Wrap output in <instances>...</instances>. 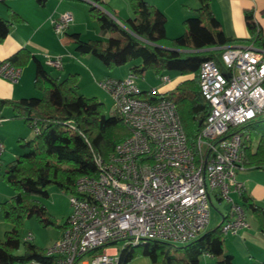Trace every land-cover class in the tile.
<instances>
[{
	"label": "built area",
	"instance_id": "2783aa9c",
	"mask_svg": "<svg viewBox=\"0 0 264 264\" xmlns=\"http://www.w3.org/2000/svg\"><path fill=\"white\" fill-rule=\"evenodd\" d=\"M71 21L62 13L52 22L54 32L63 34ZM61 60L55 56L48 63L59 70ZM221 62L222 69L213 60L199 67V88L210 111L193 148L175 104L142 98L135 74L97 82L130 134L106 160L94 156L95 175L76 180L66 226L45 250L57 257L56 264H118L122 249L149 240L187 244L207 229L211 197L229 205L220 221L223 234L248 228L246 211L231 196L245 191L237 173L245 170L249 137L240 128L264 113V48L224 46ZM19 76V67L0 59V77L17 83ZM3 152L0 140V179ZM32 239L25 235V241Z\"/></svg>",
	"mask_w": 264,
	"mask_h": 264
},
{
	"label": "trees",
	"instance_id": "16d2710c",
	"mask_svg": "<svg viewBox=\"0 0 264 264\" xmlns=\"http://www.w3.org/2000/svg\"><path fill=\"white\" fill-rule=\"evenodd\" d=\"M91 2L90 18L98 24L100 32L109 34V37L105 41L82 40L78 34H71L75 51L80 55L96 57L109 70L130 64L128 72L137 77L147 70L154 71L158 76L166 71L183 76L174 89L156 93L153 97L148 95L149 90H141V97L150 101L165 99L173 102L192 148L210 111L199 88L200 64L213 60L222 69L224 46L253 44L264 48V38L251 11L244 13L250 38L236 40L224 35L210 9L209 0H198L196 14L182 22L184 32L170 38L166 35L165 15L145 0H129L135 18L119 19L124 27L112 18L114 14L102 0ZM21 21L22 18L11 10L7 18L0 17V41L13 24ZM6 60L17 67L33 60L34 88L41 95L0 100V118L2 108L8 106L13 119L22 120L34 130L31 139L17 141L22 148H27V152L2 168L0 180L11 188L13 195L0 202L2 219L11 225L0 235V264L32 261L56 264L57 257L47 256L46 249L36 246L34 239H20L19 229L23 221L35 216L42 225H55L63 230L66 220L57 225L41 202L48 196V188L55 186L68 196L75 194L78 178L96 174L94 156L99 155L106 160L115 146L129 136L130 130L117 114L106 115L104 104L96 98L78 93V74H69L59 80L24 49ZM135 60H139L137 64L133 63ZM240 130L249 137L244 143L245 170H264V113ZM239 200L245 211H252L264 233V210L255 205L245 191ZM223 242L220 222L184 245L149 240L124 248L119 252L118 264H127L140 255L148 257L151 264H198L203 254L214 257L216 264H235L232 256L224 252Z\"/></svg>",
	"mask_w": 264,
	"mask_h": 264
},
{
	"label": "crops",
	"instance_id": "0c3cea01",
	"mask_svg": "<svg viewBox=\"0 0 264 264\" xmlns=\"http://www.w3.org/2000/svg\"><path fill=\"white\" fill-rule=\"evenodd\" d=\"M158 8L166 17V35L177 37L184 32L182 22L196 14L198 0H145ZM105 6L120 20L134 19L135 15L129 0H102ZM91 0H0V17L7 18L9 10L18 14L22 21L11 26L6 37L0 41V59H8L19 50H27L53 77L62 80L69 74L81 75L80 65L94 63L88 55H80L75 51L71 34H78L82 40H107L109 34H102L98 24L89 16ZM210 9L220 24L225 36L236 40H247L250 34L246 27L244 13L251 11L253 19L261 30L264 38V0H209ZM62 13L72 17L67 30L58 35L54 32L52 22ZM244 45V44H234ZM55 56L62 57V68L54 70L48 60ZM20 76L17 83L0 77V100H18L37 97L34 91V62L30 60L25 66L19 67ZM55 71V72H53ZM129 72L115 78H124ZM169 77V76H168ZM170 81V78H169ZM168 81V82H169ZM28 126L19 119L12 118L10 107L4 106L0 118V140L4 144L1 158L2 165L19 156V151L9 142L14 139L26 138ZM263 172V169L244 170L237 174L239 181L244 183L245 194L253 203L264 210V178L253 180L251 173ZM13 195L9 186L0 180V202ZM236 196V195H235ZM236 202L240 203L236 196ZM220 202V200H218ZM227 213V212H226ZM224 213V214H226ZM223 214V215H224ZM222 217V216H221ZM66 219V218H65ZM248 228L237 234H224L223 250L230 254L235 264H262L264 262V233L258 226L257 219L251 210L246 211ZM3 221L0 213V223ZM221 221V220H220ZM4 222V221H3ZM62 229H58L55 240ZM113 252L114 248L108 249ZM127 264H151L148 257L137 256ZM198 264H216L214 257L203 254Z\"/></svg>",
	"mask_w": 264,
	"mask_h": 264
},
{
	"label": "rangeland",
	"instance_id": "374dc122",
	"mask_svg": "<svg viewBox=\"0 0 264 264\" xmlns=\"http://www.w3.org/2000/svg\"><path fill=\"white\" fill-rule=\"evenodd\" d=\"M88 56L91 58V60H93L94 63H87L86 61L85 64L80 65L81 75L78 79V93L80 95H84L85 97L96 98L99 102L104 104L106 115H111L113 110V102L110 96L97 85V82L106 77H118L123 75L124 73L128 72V67L130 64L120 65L115 67L113 70H109L96 57L92 55ZM138 61L139 60H135L133 63L137 64ZM54 70L57 71V69ZM162 75L169 76L170 81L162 83L160 76L156 75L152 70H147L141 76H138L137 86L143 91L155 89L156 93L160 94L174 89L175 85L184 78L174 71H166L163 72ZM34 92L37 94V97L41 95L39 91ZM27 129L28 131H25V133L28 132V136H25L26 138L23 139L29 140L34 136V130L30 127ZM18 139L20 138L14 139L11 141V143L9 142V144L19 151V155H22L27 152V148H22L17 142ZM255 172L257 171H246V173L252 174L251 178H253L254 181L264 178L263 172ZM1 182L3 181L1 180ZM231 197L234 200L237 199L235 195H232ZM41 202L45 206L48 214L53 217L57 225H62L65 222V218L69 215L71 209L68 195L61 192L57 187L50 186L48 188V196L46 198H42ZM228 209L229 205L225 201L219 202L215 197H211L207 228L217 226L220 223L221 216H223V214L226 213ZM10 228V224L2 221L0 223V235L3 231L9 230ZM27 233H31L33 235V243L36 246L46 249L55 241L58 228L55 225L44 226L40 223V221L37 220L35 216H32L23 221L19 229L20 239L24 240Z\"/></svg>",
	"mask_w": 264,
	"mask_h": 264
},
{
	"label": "water",
	"instance_id": "95a60500",
	"mask_svg": "<svg viewBox=\"0 0 264 264\" xmlns=\"http://www.w3.org/2000/svg\"><path fill=\"white\" fill-rule=\"evenodd\" d=\"M112 18L120 25V26H122V27H124V25L118 20V19H116L115 17H113L112 16Z\"/></svg>",
	"mask_w": 264,
	"mask_h": 264
}]
</instances>
